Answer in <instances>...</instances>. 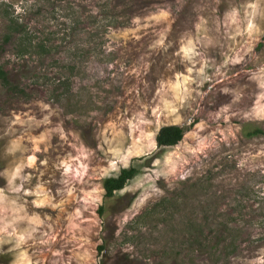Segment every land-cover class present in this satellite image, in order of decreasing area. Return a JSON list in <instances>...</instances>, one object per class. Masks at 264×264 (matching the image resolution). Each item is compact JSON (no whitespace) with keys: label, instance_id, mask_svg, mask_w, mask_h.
<instances>
[{"label":"rangeland","instance_id":"rangeland-1","mask_svg":"<svg viewBox=\"0 0 264 264\" xmlns=\"http://www.w3.org/2000/svg\"><path fill=\"white\" fill-rule=\"evenodd\" d=\"M256 128L264 0H0V264H264Z\"/></svg>","mask_w":264,"mask_h":264},{"label":"trees","instance_id":"trees-1","mask_svg":"<svg viewBox=\"0 0 264 264\" xmlns=\"http://www.w3.org/2000/svg\"><path fill=\"white\" fill-rule=\"evenodd\" d=\"M145 4V0H143V5ZM104 9H107L105 5H103ZM105 13V11H102ZM42 44H39L41 46ZM185 128L179 125H168L163 126L159 130L156 141L157 145L161 149H167L178 145L185 134ZM264 134L262 129L256 128L252 131H248V136L261 135ZM140 172V168L131 164L129 167L122 168L117 175L110 176L104 179V190H105V198H112L116 195L118 191L123 190L126 185L133 180ZM103 206L100 207V213H103Z\"/></svg>","mask_w":264,"mask_h":264}]
</instances>
